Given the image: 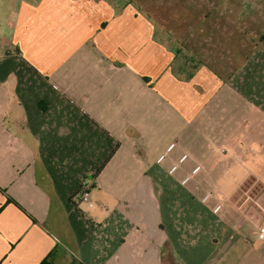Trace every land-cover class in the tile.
Here are the masks:
<instances>
[{"label":"crops","instance_id":"obj_1","mask_svg":"<svg viewBox=\"0 0 264 264\" xmlns=\"http://www.w3.org/2000/svg\"><path fill=\"white\" fill-rule=\"evenodd\" d=\"M142 1L0 0V264H264V22Z\"/></svg>","mask_w":264,"mask_h":264},{"label":"rangeland","instance_id":"obj_2","mask_svg":"<svg viewBox=\"0 0 264 264\" xmlns=\"http://www.w3.org/2000/svg\"><path fill=\"white\" fill-rule=\"evenodd\" d=\"M154 2L159 3L161 8L169 9L176 8L173 7V3L175 0H154ZM150 0H143L142 4L148 8ZM157 8V7H156ZM155 12L161 13L160 17L163 16V10H156ZM188 8L190 9H199L203 11L207 10H216L221 13L226 14L227 12H236V17L238 19V24L243 25V23L253 15L254 17V28L261 27V16L263 15L264 20V0H194L189 1ZM227 17V16H226ZM160 19H165V17H161ZM220 19L224 20L222 17ZM175 19H173L174 21ZM242 20V22H241ZM244 21V22H243ZM243 41L240 39V35L238 33V44H241Z\"/></svg>","mask_w":264,"mask_h":264},{"label":"built area","instance_id":"obj_3","mask_svg":"<svg viewBox=\"0 0 264 264\" xmlns=\"http://www.w3.org/2000/svg\"><path fill=\"white\" fill-rule=\"evenodd\" d=\"M174 145H171L169 148H168V151H170L172 148H173ZM166 157V154L160 156V158L158 159V162H161L164 158ZM186 158V156H184L182 158L181 161H183L184 159ZM177 165L173 166V168L171 169V173H173L174 171H176L177 169ZM200 168H196L194 173L197 172ZM189 178H187L185 182L188 181ZM210 195H207L205 198H204V201L207 200L209 198ZM82 202H88L89 201V194L88 192L84 189V193L82 195V198H81ZM221 206H218L214 211L217 212L219 209H220ZM257 237L260 241H264V225H261L258 229V233H257Z\"/></svg>","mask_w":264,"mask_h":264},{"label":"trees","instance_id":"obj_4","mask_svg":"<svg viewBox=\"0 0 264 264\" xmlns=\"http://www.w3.org/2000/svg\"><path fill=\"white\" fill-rule=\"evenodd\" d=\"M84 193V191L82 192V194ZM41 264H51L50 262H49V259L48 260H45L44 262H42Z\"/></svg>","mask_w":264,"mask_h":264}]
</instances>
